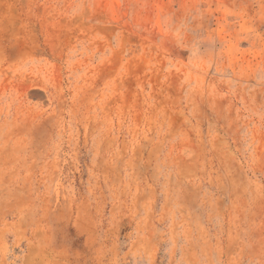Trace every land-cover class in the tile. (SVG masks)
Masks as SVG:
<instances>
[{"label":"rangeland","instance_id":"374dc122","mask_svg":"<svg viewBox=\"0 0 264 264\" xmlns=\"http://www.w3.org/2000/svg\"><path fill=\"white\" fill-rule=\"evenodd\" d=\"M0 264H264V0H0Z\"/></svg>","mask_w":264,"mask_h":264}]
</instances>
